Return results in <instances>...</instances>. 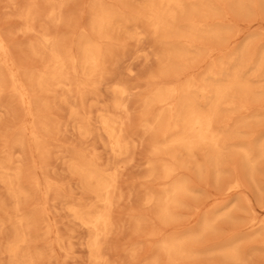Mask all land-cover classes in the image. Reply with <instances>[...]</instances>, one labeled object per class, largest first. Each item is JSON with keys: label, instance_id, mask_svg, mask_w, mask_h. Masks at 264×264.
Wrapping results in <instances>:
<instances>
[{"label": "bare ground", "instance_id": "bare-ground-1", "mask_svg": "<svg viewBox=\"0 0 264 264\" xmlns=\"http://www.w3.org/2000/svg\"><path fill=\"white\" fill-rule=\"evenodd\" d=\"M33 1L21 13L22 31L27 34L34 33L37 18L46 15V12L40 14L45 9L42 7L41 10L38 1ZM59 2L49 0V17L55 25L64 23L61 6H58L63 3ZM256 3V0H108L107 3L97 0L91 7V23L79 37L76 52L72 51L75 45L71 41L67 42L63 37H51L48 30L44 29L30 43L29 50L40 66L28 74H23L18 59L13 58L16 53H12L11 41V46L7 44L9 38L5 37L7 40H4L0 35V98L8 92L17 100L28 121V127L23 132L27 131L29 144L44 165L49 152V144L44 137L55 132L59 124L50 105V99L56 91L74 93L79 105L68 106L69 119L77 123V132L82 138L89 137L90 111L85 112V101H88L87 96H95L106 64L116 56L117 51L123 49L127 41L143 34L153 37L158 45V70L151 77L153 83L149 85L152 87L141 99L137 123L143 136H148L152 141L145 178L160 188L156 192L149 189L142 203L152 207L153 219L166 224L176 218L183 201L194 194L192 182L187 177L179 176L182 172L194 168L200 175L202 169L208 167L207 161L217 172L226 148L239 154L242 166L250 176L255 172L258 161L264 159L262 138H258L256 143L237 142V137L242 134L233 126L226 127L230 122L233 125V111H248L255 101L264 103V54L255 59L256 54L248 45L240 53L227 54L212 62L200 80L187 78L178 84L172 81L174 78L179 80L201 60L210 58L216 51L215 47L221 45L231 33V29L222 22L228 8L248 10L254 8ZM247 66L260 85L243 78L247 70L244 67ZM28 86L38 91L39 106L30 95ZM111 94L113 112H99L98 130L105 139L109 154L121 160L128 155L133 141L126 133L128 106L124 99L127 90L119 83L113 86ZM61 101L68 105L66 99ZM259 118L249 116L238 119L234 128ZM1 138L4 149L0 156V184L5 189L6 200H0V211L5 213L12 232V239L3 247V253L8 257L7 264H37L41 254L33 243L38 231L37 223L43 212H28L26 206L40 190L57 192V189L48 180L42 185L28 175L22 162L13 159L12 146L25 151L24 134L14 136L8 142L5 137ZM196 157L202 158V163L196 162ZM115 165L102 167L97 157L86 155L81 150L71 153L68 164L69 171L78 178L82 189L91 199L88 204L71 203L66 209L89 233L87 249L91 264H106L100 253V242L112 227L110 215L117 189L115 175L118 166ZM240 187V181L235 177L229 188L236 191ZM134 224L136 228L146 226L140 218ZM262 225L264 228V222L260 227ZM209 229L210 223L207 222L201 231ZM50 232L51 229L46 226L45 235ZM150 235H155V232L151 231ZM194 238L162 240L157 249L165 259V264H177L179 259L191 258L187 244ZM233 252V247L229 246L222 251V255L233 260ZM150 264H159L158 258H153Z\"/></svg>", "mask_w": 264, "mask_h": 264}, {"label": "rangeland", "instance_id": "rangeland-1", "mask_svg": "<svg viewBox=\"0 0 264 264\" xmlns=\"http://www.w3.org/2000/svg\"><path fill=\"white\" fill-rule=\"evenodd\" d=\"M96 1L63 0L59 2L63 4L57 3L61 6L64 23L55 25L49 17L51 6L49 0H35L37 5H42H39L40 8L45 9L40 14L46 12V15L43 14L44 18L40 15L35 22L34 33L27 34L22 31L21 13L34 1L0 0V35L4 40L9 38L5 43L9 45L11 41L13 44H10L12 53L17 54L13 58L18 59L17 63L22 68L23 74H28L40 66L38 59L33 58L29 50L30 43L36 40L44 29L48 30L47 33L51 37H63L67 42L71 41L75 45L72 48L75 53L79 37L91 23L90 11ZM101 1L108 2V0ZM256 2V6L248 10L228 8L222 22L231 29V33L221 45L215 47L216 51L210 58L201 60L188 69L179 80L174 78L172 81L178 84L187 78L200 80L212 62L227 54L240 53L248 45L256 54L255 59L264 54V3L262 0ZM5 33L6 35H3ZM157 49L155 39L143 34L139 38L127 41L123 49L117 51L116 56L106 64L105 74L97 84L95 96H87L88 101H85V112L90 111L89 137L82 138L77 132V123L69 119L68 106L79 105L74 93L56 91L54 97L50 99V105L59 124L55 132L44 137L49 144L48 157L44 165L29 144L27 131L23 132V129L28 127V121L24 118L17 100L8 92L0 98V102L4 101L0 103V156L4 149L1 137H5L8 142L14 136L24 134L25 151L12 146L13 159L22 162L27 168L28 175L36 178L42 185L48 180L57 189V192L55 190L44 192L41 186L42 190L26 206L28 212L35 210L43 212L37 223L38 231L33 243L36 251L41 254L37 264H91L87 249L89 233L66 210L71 203L88 204L91 201L78 178L68 169L71 153L75 150H81L86 155H94L102 167H111L115 164L118 166L115 175L117 189L110 215L112 227L110 233L100 242V253L106 264H150L153 258H158L159 264H165V259L157 249L159 243L164 239L191 236L195 237L187 244L191 258L179 259L177 264H264V228L263 225L260 227L264 222V159L258 161L255 172L250 176L248 170L242 166L239 154L234 153L233 149L230 151L226 148L217 172L213 171L208 161V167H204L200 175L194 168L182 172L179 176L187 177L192 182L194 194L183 201L184 204L178 209L176 218L166 224H160L153 219L152 207L142 203L149 189L156 192L160 188L159 185L145 178L146 162L151 156L152 141L148 136H143L137 123L141 99L152 87L151 77L158 70ZM12 53L10 54L13 55ZM244 68L247 69L248 66ZM243 78L254 85H260L258 80L252 77L249 69L245 71ZM119 83H122L127 90L124 99L128 106L126 133L135 141L130 144L128 155L116 160L105 147V139L98 130L97 116L99 112L105 110L113 112L111 89ZM28 90L39 106L38 91L32 86H28ZM62 99H66L68 105L62 103ZM249 116L261 118L234 128L238 119ZM232 126L242 134L237 137V142L243 140L256 143L258 138L264 141V103L255 101L248 111H233V125L230 122L226 127ZM196 162L202 163V158L196 157ZM215 174L219 177L216 178ZM235 177L239 179L241 187L233 191L229 187ZM0 196V200H6L5 189L1 184ZM224 214L227 215L223 216ZM138 218L145 221L146 226L136 228L134 222ZM6 221L5 213L0 211V264L8 263L3 247L12 239L11 229ZM207 222L210 223V229L201 231ZM46 226L52 233L45 235ZM151 231H154L155 235H150ZM229 246L233 247V260L222 255V251Z\"/></svg>", "mask_w": 264, "mask_h": 264}]
</instances>
